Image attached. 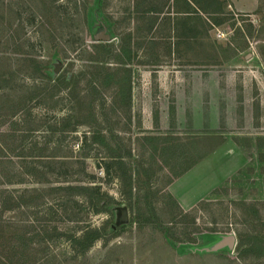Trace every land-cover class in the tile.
<instances>
[{
	"label": "rangeland",
	"instance_id": "374dc122",
	"mask_svg": "<svg viewBox=\"0 0 264 264\" xmlns=\"http://www.w3.org/2000/svg\"><path fill=\"white\" fill-rule=\"evenodd\" d=\"M203 1L202 18L180 15L172 31L158 16L149 28L151 15L138 17L134 0H0V199L10 194L21 204L2 211L0 203L3 260L264 264V0ZM97 8L109 41L93 39ZM88 70L104 72L98 87L108 116L97 110L90 126L63 130L74 102L51 78L74 75L83 88ZM161 71L173 74V88L156 82ZM90 131L105 144L86 139ZM120 156L132 186L118 177ZM68 185H100L114 213L52 190ZM121 206L129 222L111 232ZM153 209L168 236L152 222ZM106 222L108 232L74 258L67 233ZM225 234L236 235L233 250L191 249Z\"/></svg>",
	"mask_w": 264,
	"mask_h": 264
},
{
	"label": "trees",
	"instance_id": "16d2710c",
	"mask_svg": "<svg viewBox=\"0 0 264 264\" xmlns=\"http://www.w3.org/2000/svg\"><path fill=\"white\" fill-rule=\"evenodd\" d=\"M191 1L194 3V6L191 4L190 0H175L174 1L173 10L176 14H178L177 16L188 14L186 16H195V15L198 16V17H191V18H202V15L200 14L199 11L201 10L203 12H208L206 11L207 6L205 5L203 0H191ZM219 1L222 2L221 0ZM47 9L50 10L51 8L47 7ZM158 10L159 9L157 7L149 6L144 12L140 13V15L145 14L147 12H160ZM137 12H141V11H137ZM150 19L151 20L149 23V28L152 29L156 22V19L154 17H150ZM179 19L180 18H178V21ZM175 25L177 28V25L179 26V22H176ZM86 74L90 75V77L87 79V84L83 88L77 87L79 82H77L74 75L71 77L70 80H67L66 78L62 80L60 77L54 78V79L51 78V80H55L58 83H62L63 86H65V89L68 90L67 92L68 99L74 102L72 105L74 112L71 111L69 116L64 119L66 123H64L65 126L63 130L71 129V131H75L78 125H83V124L90 126L93 120H96L95 118H96L97 110H100L103 118H107L108 116L106 98L103 96L102 92L100 91L98 87V82L103 77L104 72H98L97 70L96 71L88 70L86 72H83L82 75H86ZM40 77L44 79V78H47L48 76L45 73H41ZM58 83L56 84V86H58ZM52 88H54V86ZM82 90L83 92L85 90V93H82ZM128 95L130 97V100L129 102H127V105L130 106L131 101H132L131 100L132 99L131 88L129 89ZM77 109L78 111H75ZM73 120H74V123H73L74 125H71ZM90 133H91L90 136H87L86 134L85 136L86 139L90 137L95 142H103L105 144L106 136L103 135L101 132L96 133L95 131H90ZM206 155L207 154H203V155H199L198 157L194 158L193 161L189 165L185 166L181 171L176 172L174 175V178H178L179 176L183 175L185 172L190 170L200 160L205 158ZM120 157L121 159L119 160L117 159L115 162L119 166V169L122 171V174L118 175V177L122 179L124 185L132 186V184L134 183L133 174L130 168L124 162L123 156H120ZM112 166L113 164L108 163V165L105 168L107 173L110 172ZM137 171L138 173H137V177L135 180L136 186H138L139 188H142L143 186L141 187L139 180H137L141 173L139 170ZM30 172H31L30 169L27 168V169H24L21 172V174L22 173L29 174ZM69 172L70 170H67L65 173V176H67ZM82 172H84L86 176L92 178V175L84 171V169L82 170ZM49 173L55 174V171L52 170V171H49ZM7 178L10 180V182L13 180V177L8 176ZM69 178L70 177H66L65 180L68 181ZM18 180L19 182H21L23 179H18ZM145 187L150 188L148 185ZM52 190H54L55 192L59 190L66 191L71 195H73L74 193L84 195L89 199L90 209H93L94 212L96 213L108 212L112 214L114 213V208L110 207V201L112 200V198L107 192L102 191V188L100 185H68V186H63V187L62 186L54 187L52 188ZM3 192H6V191L5 190L0 191V198ZM69 202H73L74 205L78 203L74 199H69L68 203ZM0 203L3 208L2 211H12L15 208L21 206L20 202L14 201L13 197L10 194L6 195L3 199H0ZM74 205L72 206L74 207ZM23 206H29V203H25ZM151 212H152L151 217L153 218L152 222H154L158 226V228L164 234L168 236L169 235L167 233L168 229L158 219L156 213L154 212V209ZM1 217L2 216L0 214V219ZM108 224L109 223L106 222V224L102 228H94L91 226H86V228H83L81 230V233L79 235L77 234L68 235L67 233L66 236L68 237V240L70 241L72 250L75 252L74 258H76L79 255H83L88 250H90L95 244V242L103 236L102 230H105V234L108 232V227H109ZM114 224H112L110 227L111 232H116L121 227L124 226L122 225V226H118L114 228L113 226ZM0 264H19V262H14L12 260H3L0 257Z\"/></svg>",
	"mask_w": 264,
	"mask_h": 264
},
{
	"label": "water",
	"instance_id": "95a60500",
	"mask_svg": "<svg viewBox=\"0 0 264 264\" xmlns=\"http://www.w3.org/2000/svg\"><path fill=\"white\" fill-rule=\"evenodd\" d=\"M95 23L93 25V39L95 41H109L112 39L109 26L105 19L100 16L99 8L94 12ZM59 67L55 68V73H58ZM117 219L114 228L128 224L129 212L127 206H121L116 208ZM237 237L235 234H225L217 236L216 240L212 241L208 245L203 247L191 248L195 252H217L223 249L233 250L236 245Z\"/></svg>",
	"mask_w": 264,
	"mask_h": 264
},
{
	"label": "crops",
	"instance_id": "0c3cea01",
	"mask_svg": "<svg viewBox=\"0 0 264 264\" xmlns=\"http://www.w3.org/2000/svg\"><path fill=\"white\" fill-rule=\"evenodd\" d=\"M174 1L175 0H134V4H135L134 12L139 17L140 13L144 12L149 6L157 7L159 9L158 11H160V12H147V13L149 15H151V17H154V18H156L155 16H158V20L159 21H161V20L163 21L164 20L163 23H166V24L170 25V28L173 31V22L176 23V21L178 20V16H177L178 14H176L174 12V10H173ZM241 1L242 0H240V2H237V3H241ZM190 2L194 6V3L191 0H190ZM166 9L168 11H165ZM137 11H141V12H137ZM184 15H188V14H184ZM160 16H162V17H160ZM156 22H157V20H156ZM174 28H175V24H174ZM171 37H173V35ZM159 77H160L161 80L157 79L156 82L160 83V86L164 87L165 89L168 88V87H170V88L174 87L176 79L173 78V74L171 72L168 73L167 71H161ZM175 77H177V76L175 75ZM157 83H156V85H157ZM178 113H179V108H178ZM205 159L206 158H204L202 161H204ZM198 165H199V163L196 165V167H198ZM194 167L192 169H194ZM188 172H186L176 182L182 180L183 177H185ZM180 199H182V198H180Z\"/></svg>",
	"mask_w": 264,
	"mask_h": 264
}]
</instances>
